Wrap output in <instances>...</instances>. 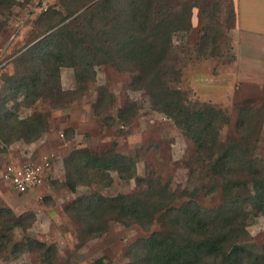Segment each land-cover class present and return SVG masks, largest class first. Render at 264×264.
I'll list each match as a JSON object with an SVG mask.
<instances>
[{"label":"rangeland","instance_id":"rangeland-1","mask_svg":"<svg viewBox=\"0 0 264 264\" xmlns=\"http://www.w3.org/2000/svg\"><path fill=\"white\" fill-rule=\"evenodd\" d=\"M97 1L15 0L0 8V116L7 111L14 116L7 121L11 124L0 125V233L5 236L0 237V264H143L145 243L154 235L175 238L180 232L186 238L188 226L179 213L183 204L216 209L243 201L253 194L252 178L264 177V86L234 74L232 0L162 1L160 18L168 11L175 22L157 48L158 82L179 92L188 106L214 110L215 141L202 146L158 111V95L148 88L154 94L164 90L152 87L150 80H136L142 74L131 63L96 60L88 65L76 59V65L59 67L56 78L39 62L27 60L26 50L63 23L78 32ZM115 1L111 7L123 8L129 18V0ZM88 10L89 16L72 21ZM60 18L65 19L55 24ZM111 25L123 29L127 22H112L103 30ZM90 26L87 34L102 28L98 21ZM138 30L140 37L142 25ZM131 36L128 27L125 38ZM38 116L43 130L27 140L20 122ZM77 151L83 157L79 162ZM113 154L126 159L117 166L131 177L120 178L115 167L91 170L84 165L88 155L100 159ZM45 162L52 175L45 172L43 182L27 192L14 190L5 177L8 165ZM164 187L173 196L156 194ZM121 194L143 203L146 215L128 220L107 213L94 222V231L104 226V232L89 233L83 211L87 200ZM244 211L240 241L261 251L264 213L249 205ZM13 216L22 221L11 228Z\"/></svg>","mask_w":264,"mask_h":264},{"label":"trees","instance_id":"trees-1","mask_svg":"<svg viewBox=\"0 0 264 264\" xmlns=\"http://www.w3.org/2000/svg\"><path fill=\"white\" fill-rule=\"evenodd\" d=\"M14 1L0 0V8L9 7L13 5ZM162 1L129 0L127 7L131 10V14L128 18L125 17L123 8L118 11L111 7L116 2L115 0H98L90 7L92 13L87 19L88 21L80 22L78 32L72 31L69 24L63 23L53 32L35 42L24 54L25 56L29 55L30 58L28 57L27 60L34 63L39 62L43 67L42 69L51 71V74L55 73L56 78L59 74V67L76 65V59H82L83 63L88 65L96 60L104 64L125 63L128 65L131 63L132 67L142 74L136 80L143 82L150 80L149 83L152 87L157 85V88L164 90V92L161 90V93L154 94L153 88H148L154 97L158 95L156 102L158 111L165 113L177 126L184 128L199 146L213 143L215 135L211 133L216 128L212 117L214 110L206 105H199L197 109H194L184 103L185 101L178 95L179 92L172 91L168 86L161 88L159 83L162 75H160L158 64L160 58L156 57L157 48L159 44L166 42L175 22L174 17L166 14L168 11L160 18L164 7ZM93 10H96L97 14ZM88 12L89 10L75 16L72 21H80L81 18L89 16ZM183 14L181 16L182 21L186 19L187 10ZM64 19L60 18L55 24L64 21ZM94 21L101 22L102 28L96 33L87 34V29H90L91 22ZM112 22L116 25L127 22V26L115 30L114 25H111L107 32L103 30L105 27L108 28ZM141 25L142 34L139 37L135 33L139 32L138 28ZM128 27H130V35L132 36L126 39L125 31ZM117 31L120 36L118 39H116ZM54 37L57 38L56 41L52 40ZM39 79L37 75L33 82L36 83L35 81ZM13 117L11 112H5L2 117L0 116V125H5ZM39 119L38 116L20 122L24 124L22 128L25 133H28L27 140L37 138L41 134L43 126L36 122ZM263 120L264 111L260 118V131L263 130ZM82 152L86 153L87 150H82ZM76 154L77 162L81 161L82 155H78L80 154L79 151ZM242 154L244 155V153ZM234 155L232 153L231 157ZM98 160H100V164H98ZM121 163L125 164L127 161L124 157L116 154L108 157L102 156L100 159L88 155L84 165L91 170H97L100 167H115L120 178L131 177V175L123 174L122 168L119 169L117 165ZM246 163L247 166L251 164L248 160ZM250 172L255 176H260L255 170ZM70 188L74 189V185ZM252 188L253 194L248 199L224 204L216 209H206L191 201L183 204L179 213L181 219L188 226L187 232L185 230L186 238H183L180 232L175 238H169L162 234L154 235L145 243L147 255L143 264H264V247L261 251L255 252L246 243L241 242L239 238L245 232L244 223L247 219L245 207L249 205L254 210L264 213V177H253ZM156 194L162 197L173 196L165 187L157 190ZM80 203L82 202L79 201L74 204L76 209ZM83 211L88 220V223H85V228L88 232H93L94 235H100L104 232V226H97L96 231H94V222L98 224L99 220L107 213H116L117 218L128 220H137L138 216H135L137 213L142 214V217L146 215L143 203L135 200L131 194H121L101 200L91 198L87 200ZM6 212L11 213L10 210ZM21 221L20 216H13V223L10 227L13 228V226L21 224ZM0 237L5 238L1 233ZM207 259L210 262H204Z\"/></svg>","mask_w":264,"mask_h":264},{"label":"crops","instance_id":"crops-1","mask_svg":"<svg viewBox=\"0 0 264 264\" xmlns=\"http://www.w3.org/2000/svg\"><path fill=\"white\" fill-rule=\"evenodd\" d=\"M232 5L234 74L240 81L264 86V0H232Z\"/></svg>","mask_w":264,"mask_h":264},{"label":"built area","instance_id":"built-area-1","mask_svg":"<svg viewBox=\"0 0 264 264\" xmlns=\"http://www.w3.org/2000/svg\"><path fill=\"white\" fill-rule=\"evenodd\" d=\"M45 166L31 163L21 164L20 166L8 165L6 178L9 179L11 186L17 192H27L38 187L44 178V173L52 175L51 166L45 162Z\"/></svg>","mask_w":264,"mask_h":264}]
</instances>
